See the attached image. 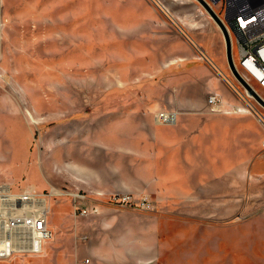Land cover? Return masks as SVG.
Wrapping results in <instances>:
<instances>
[{
  "label": "rangeland",
  "instance_id": "374dc122",
  "mask_svg": "<svg viewBox=\"0 0 264 264\" xmlns=\"http://www.w3.org/2000/svg\"><path fill=\"white\" fill-rule=\"evenodd\" d=\"M222 36L198 0H0V185L61 192L49 202V254L0 264H264V127L233 110L250 105L231 87L243 90ZM215 94L229 113L212 111ZM164 111L239 115L249 126L243 135L234 119L233 147L174 150L157 171L144 150ZM114 116L121 129L104 133ZM223 125L202 141H220ZM210 158L215 186L202 181ZM125 196L132 201H114ZM144 197L153 210L140 207Z\"/></svg>",
  "mask_w": 264,
  "mask_h": 264
},
{
  "label": "built area",
  "instance_id": "2783aa9c",
  "mask_svg": "<svg viewBox=\"0 0 264 264\" xmlns=\"http://www.w3.org/2000/svg\"><path fill=\"white\" fill-rule=\"evenodd\" d=\"M208 1L214 9V6L220 9V13L215 10L230 32L233 55L235 49L239 52V58L234 56L238 72L264 100V0ZM233 89L244 102H252L250 99L253 98L249 97L245 87L241 90L233 84ZM208 103L213 112L229 113V103L218 94L211 96ZM261 107L263 110L257 109L255 113L264 125V107ZM237 108L233 110L236 112ZM155 117L159 123L173 124L177 120V113L164 111ZM262 149L264 151V141ZM52 197L53 192L40 193L34 187L16 192L9 185H0V260H9L18 255L34 257L44 253L47 242L54 236L49 220L51 204L48 202V198L51 200ZM114 201L127 204L132 199L128 196L115 197ZM139 204L144 210L155 208L148 197L142 198ZM76 207V213L82 216L99 212L95 207ZM90 263V260H85L83 264Z\"/></svg>",
  "mask_w": 264,
  "mask_h": 264
},
{
  "label": "crops",
  "instance_id": "0c3cea01",
  "mask_svg": "<svg viewBox=\"0 0 264 264\" xmlns=\"http://www.w3.org/2000/svg\"><path fill=\"white\" fill-rule=\"evenodd\" d=\"M223 37V36H222ZM224 39V37H223ZM225 41V39H224ZM228 61V60H227ZM217 68L218 65H217ZM222 74L223 71L219 69ZM227 88H224L226 93L230 94L232 91L226 90ZM247 107L245 105H240L236 110L238 111H244V112H250L246 110ZM255 115V114H254ZM237 118L231 117V116H212V117H198L192 114H179L177 113V120L173 124H162L159 123L156 120V117L154 118L155 124H156V130H155V135L154 139L147 143L145 146L144 150V155L147 156L148 159H150L151 156L157 158L158 162L161 163L160 166H155L156 170H161L164 171L165 165L169 164L171 162L169 156L174 153V150H179L178 154L182 151L183 155H191L192 153L197 154L199 153L198 149H202V146H204L205 150H202L201 153H208L209 155H214L217 153L218 148H225L226 150L228 147H233V127L229 124L234 123L235 120L237 119L236 122L241 123L243 126V131L241 133L244 135L247 131L249 126V121L245 119L243 116H235ZM103 123H109L113 125H108L104 126V133L106 129L109 132H114L116 133L117 130L121 129V123L122 119L121 117H116L114 116L113 120H103ZM256 122V121H255ZM258 122V121H257ZM214 123H222L224 124L221 126V139L218 142H211L207 143L202 141V138H207L206 135L210 134L211 131H213V124ZM264 127V126H263ZM205 136V137H204ZM228 139L230 142H228ZM106 140L105 138L103 140L98 141L97 146H105L106 145ZM204 142V143H203ZM263 143V142H262ZM242 146H244V143H242ZM241 146V147H242ZM262 149V144L259 146L258 149ZM263 150V149H262ZM227 152V151H226ZM264 157V156H263ZM183 163H187L186 161H183ZM200 163V162H198ZM208 166L204 167L203 169H207L210 171V174H206L203 176V180L206 184L210 186H215L217 185L216 181L218 180V174H217V163L215 162L214 158H210L208 162L206 163ZM230 165L226 164L224 167L225 169V177H222L221 179H225L224 185H228V181L233 180V173H232V166L231 163ZM159 165V164H158ZM163 165V166H162ZM191 169V168H190ZM196 169V167L194 168ZM200 169V168H198ZM181 170L183 171L181 175H179L178 182L181 181L183 186L190 185L188 183V180L190 179L189 175H186L187 168L183 165L181 167ZM54 171V169H53ZM230 172V173H229ZM55 175V174H54ZM189 176V177H188ZM161 177V176H159ZM50 180V179H49ZM186 181V182H185ZM37 185V184H36ZM49 186V184L45 181L37 185L39 189H45ZM98 191L100 190L102 193H106L107 191L104 189H97ZM149 224L146 225L148 227ZM58 228V226H56ZM148 229V228H147ZM153 239V238H152ZM155 241V239H153ZM152 240V241H153ZM48 244V243H47ZM46 244V245H47ZM47 255L49 254V249L47 246L45 247ZM51 252V251H50ZM39 258V257H38Z\"/></svg>",
  "mask_w": 264,
  "mask_h": 264
},
{
  "label": "water",
  "instance_id": "95a60500",
  "mask_svg": "<svg viewBox=\"0 0 264 264\" xmlns=\"http://www.w3.org/2000/svg\"><path fill=\"white\" fill-rule=\"evenodd\" d=\"M198 1L203 6V8L210 14V16L214 19V21L217 23L223 34L226 45L227 60L232 73L237 78V80L243 85V87H245L249 93L253 94L257 98V100H259L258 102H260L264 107V100L261 99V97H259V95L255 93V91L244 80V78L241 76V74L238 72L235 66L232 38L227 26L225 25L219 14L216 12V10L213 8L212 4L208 0H198Z\"/></svg>",
  "mask_w": 264,
  "mask_h": 264
},
{
  "label": "bare ground",
  "instance_id": "6f19581e",
  "mask_svg": "<svg viewBox=\"0 0 264 264\" xmlns=\"http://www.w3.org/2000/svg\"><path fill=\"white\" fill-rule=\"evenodd\" d=\"M200 12L201 13H205L202 9H200ZM234 56H235V54H234ZM221 71L219 70V73H220ZM222 75V74H221ZM233 84L234 83H232V85H231V87L233 86ZM249 95L252 97V98H254L257 102L259 101V100H257V98L253 95V94H251V93H249ZM263 97H264V95H262ZM258 103H260V102H258ZM250 105V106H249ZM249 107H247L246 105V107L251 111V112H253L255 115H256V110H257V107H255L253 104H251V102H249ZM260 105H262L261 103H260ZM237 110H239V109H237ZM259 110H261V109H259ZM237 112V111H236ZM264 126V125H263ZM53 194H56V195H58V194H61V192L59 191V190H55V191H53ZM54 197V196H53ZM48 202H50V200H49V198H48ZM6 204V203H5ZM6 205H8V204H6ZM0 251H1V247H0Z\"/></svg>",
  "mask_w": 264,
  "mask_h": 264
}]
</instances>
